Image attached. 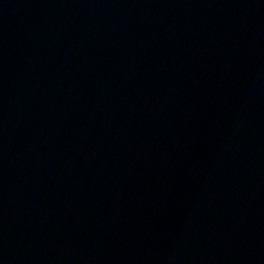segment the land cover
<instances>
[{"label":"water","instance_id":"water-1","mask_svg":"<svg viewBox=\"0 0 264 264\" xmlns=\"http://www.w3.org/2000/svg\"><path fill=\"white\" fill-rule=\"evenodd\" d=\"M0 264H264V0H0Z\"/></svg>","mask_w":264,"mask_h":264}]
</instances>
